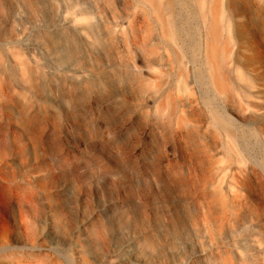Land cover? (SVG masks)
I'll return each mask as SVG.
<instances>
[{"label": "bare ground", "instance_id": "6f19581e", "mask_svg": "<svg viewBox=\"0 0 264 264\" xmlns=\"http://www.w3.org/2000/svg\"><path fill=\"white\" fill-rule=\"evenodd\" d=\"M86 102L107 139L171 142L149 212L58 180L55 110ZM0 264H264V0H0Z\"/></svg>", "mask_w": 264, "mask_h": 264}, {"label": "rangeland", "instance_id": "374dc122", "mask_svg": "<svg viewBox=\"0 0 264 264\" xmlns=\"http://www.w3.org/2000/svg\"><path fill=\"white\" fill-rule=\"evenodd\" d=\"M81 115L83 117L92 115L95 121L85 124L82 118L76 120L77 126L72 124L70 116L66 112L56 108V132L52 138L53 156L60 160L68 157L69 161L64 164V170H68V177L58 180L62 184H75L81 176L88 185L94 186L96 178L92 172L103 170L104 190L100 193L85 195L89 207L87 212L92 211L93 205L100 203L102 217L110 218L111 215L130 214L137 218L146 207L136 209V205H145L149 201V171L148 166L151 159L161 161L165 156L174 158L172 144L167 141L162 147L154 146L147 135L136 129L135 134L126 135L119 132L117 140H110L100 135L104 130V121L97 118V109L85 103ZM61 115V116H60ZM94 126L95 133L89 136V130ZM87 130V131H86ZM159 155V156H158ZM158 156V158H157ZM58 163V162H57ZM86 201V202H87Z\"/></svg>", "mask_w": 264, "mask_h": 264}]
</instances>
